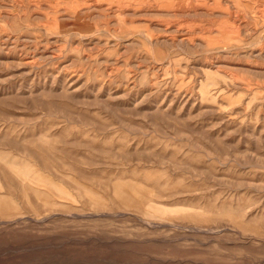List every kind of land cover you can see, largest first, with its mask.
Wrapping results in <instances>:
<instances>
[{
    "label": "rangeland",
    "instance_id": "374dc122",
    "mask_svg": "<svg viewBox=\"0 0 264 264\" xmlns=\"http://www.w3.org/2000/svg\"><path fill=\"white\" fill-rule=\"evenodd\" d=\"M0 264H264V0H0Z\"/></svg>",
    "mask_w": 264,
    "mask_h": 264
},
{
    "label": "bare ground",
    "instance_id": "6f19581e",
    "mask_svg": "<svg viewBox=\"0 0 264 264\" xmlns=\"http://www.w3.org/2000/svg\"><path fill=\"white\" fill-rule=\"evenodd\" d=\"M179 3H183V1H180Z\"/></svg>",
    "mask_w": 264,
    "mask_h": 264
}]
</instances>
